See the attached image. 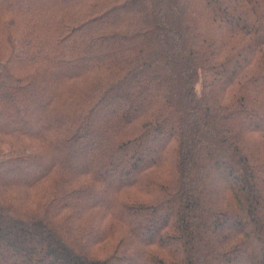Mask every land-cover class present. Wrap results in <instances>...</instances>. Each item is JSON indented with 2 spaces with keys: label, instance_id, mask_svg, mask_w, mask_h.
Wrapping results in <instances>:
<instances>
[{
  "label": "trees",
  "instance_id": "trees-1",
  "mask_svg": "<svg viewBox=\"0 0 264 264\" xmlns=\"http://www.w3.org/2000/svg\"><path fill=\"white\" fill-rule=\"evenodd\" d=\"M0 147V264H264V0H0Z\"/></svg>",
  "mask_w": 264,
  "mask_h": 264
},
{
  "label": "rangeland",
  "instance_id": "rangeland-1",
  "mask_svg": "<svg viewBox=\"0 0 264 264\" xmlns=\"http://www.w3.org/2000/svg\"><path fill=\"white\" fill-rule=\"evenodd\" d=\"M90 140V142H91V145L92 144H96L97 143V139L96 138H91V139H89ZM153 146H155V145H153ZM1 148V147H0ZM156 148V147H155ZM154 148V149H155ZM5 149V148H4ZM224 178H226V176H224ZM217 185V188H222L224 185H225V180H221V182L220 183H218V180H215V179H213V186H216ZM95 249H96V251H97V254H99L98 256H101L102 255V253L104 252V246L103 245H101V246H97V247H95ZM15 261H18V259H13V262H15Z\"/></svg>",
  "mask_w": 264,
  "mask_h": 264
}]
</instances>
